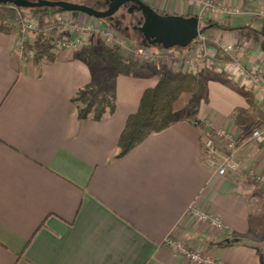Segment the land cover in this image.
Segmentation results:
<instances>
[{"label": "crops", "instance_id": "obj_1", "mask_svg": "<svg viewBox=\"0 0 264 264\" xmlns=\"http://www.w3.org/2000/svg\"><path fill=\"white\" fill-rule=\"evenodd\" d=\"M143 1L160 13L198 15L182 0ZM213 1L242 9L202 19L227 27L205 31L216 62L260 64L264 80V0ZM62 15L78 27H110L82 12ZM97 34L75 29L73 35ZM19 40L18 32L0 33V264H198L171 249L169 237L226 264H264V237L251 221L264 213V145L245 138L237 150L240 169L220 176L204 165L206 131L189 121L186 106L172 125L117 157L128 116L158 82L157 60L135 75L114 76L113 112L78 119L72 98L94 80L90 66L72 49L36 64L33 55H16ZM230 42L236 48L221 59L213 44ZM136 46L121 52L137 58ZM202 72L208 82L200 121L241 136L235 116L243 108L264 124V102L241 85L242 75ZM193 209L217 216L224 228L199 220Z\"/></svg>", "mask_w": 264, "mask_h": 264}, {"label": "trees", "instance_id": "obj_2", "mask_svg": "<svg viewBox=\"0 0 264 264\" xmlns=\"http://www.w3.org/2000/svg\"><path fill=\"white\" fill-rule=\"evenodd\" d=\"M25 10L38 14L40 17L36 39L39 47L33 53V61L36 64H40L43 60L55 61L58 51L55 49L54 40L56 39L55 36L59 23H55L56 19L54 17L56 14L65 11L57 7L21 8L10 3L0 4V33L20 32L25 19ZM106 20L110 19L106 18ZM115 23L121 28L120 21L116 20ZM212 26L227 28L225 24L218 21H200L201 32H205ZM47 27L49 29V35L45 33V28ZM19 36L21 37V35ZM61 37L63 35H57V40ZM140 40L142 41L141 38ZM208 43L211 44L209 38ZM157 48L160 50L164 49L161 46H157ZM175 48L180 52H185L192 49V44L187 48ZM99 52H101V56L106 60L108 66L106 68H111L113 73L110 75L106 72L105 67H100L98 53L92 42L86 45L79 53V56L92 69L94 80L80 88L72 98L77 104L78 119L91 117L94 120H100L107 112H113L116 107L113 91L114 76L116 74L135 75L136 69H149L150 66L147 63L148 61H143L138 57H125L121 52L120 45L111 41L107 43L103 37L100 39ZM220 55L222 56L221 59L225 58L223 57L224 55ZM220 55H218L219 58ZM207 82L208 77L204 72L194 74L188 71H164L159 73L157 84L154 87L145 89L137 111L128 116L125 127L120 135L116 156H123L149 135L172 125L178 119L175 103L184 92L190 93L188 101L190 112L187 117L193 124L198 123L200 120L196 116L197 108L205 95ZM250 92L246 91L247 99L250 102V106L254 108L255 106L252 105V93ZM235 120L243 128V133L239 137L240 143L251 134L253 129L264 127L262 122L257 121L251 116L248 109H238ZM251 221L252 224L254 223V231L264 237V213L260 216L252 217Z\"/></svg>", "mask_w": 264, "mask_h": 264}, {"label": "built area", "instance_id": "obj_3", "mask_svg": "<svg viewBox=\"0 0 264 264\" xmlns=\"http://www.w3.org/2000/svg\"><path fill=\"white\" fill-rule=\"evenodd\" d=\"M188 3L193 4L196 9H198V16L200 20L210 15L224 14L226 16L238 15L242 13V9L239 7H226L220 3H216L213 0H182ZM260 16L264 20V11L261 12ZM35 27V24L32 21H24L20 29V50L22 52L27 51L26 43L28 38V33ZM84 32H103L105 35H113L109 28L103 30L101 28H96L94 25L90 24L83 27H77ZM204 32L199 34V37L193 42L194 47L189 50V54L185 57L183 66L186 67L185 71L198 74L206 68L214 69L217 72H229L235 75L242 77L241 85L246 89H255L256 98L259 101L264 102V80L263 72L260 64H255L250 67H246L238 59H231L225 63L224 66H221L216 62L214 53H211L210 44L208 43V38L203 36ZM98 35V34H97ZM88 43L87 40L79 35L78 37L72 39H63L58 41L55 46L56 49H78L82 45ZM217 52L220 51L222 55H227L233 51L236 47L232 43H219L214 46ZM138 58L143 61H151L152 53L149 50L139 52L136 50ZM196 126L203 127L205 129L203 149L205 153L204 165L212 170L214 173L224 176L228 172L238 171L241 167V163L237 157L238 147L244 140L240 143L238 135L226 130L218 129L213 131L211 129L210 123L207 121H199L194 124ZM249 137L258 144L264 145V127H257L252 130ZM264 181V175L259 177ZM193 208V207H192ZM192 213L195 217L199 218L204 222L209 223L212 227L216 229L224 228V223L215 215L209 214L207 212L200 211L198 209H193ZM166 244L173 249L176 253L186 256L190 260L198 264H226L222 261H217L211 259L198 251H194L184 244L169 237L166 241Z\"/></svg>", "mask_w": 264, "mask_h": 264}, {"label": "water", "instance_id": "obj_4", "mask_svg": "<svg viewBox=\"0 0 264 264\" xmlns=\"http://www.w3.org/2000/svg\"><path fill=\"white\" fill-rule=\"evenodd\" d=\"M10 3L21 8L57 7L65 12H82L91 17L110 20L129 4L142 14L140 32L143 42L164 49L189 47L201 33L198 15L160 13L143 0H106L105 9H96L81 2L69 0H0V4Z\"/></svg>", "mask_w": 264, "mask_h": 264}, {"label": "rangeland", "instance_id": "obj_5", "mask_svg": "<svg viewBox=\"0 0 264 264\" xmlns=\"http://www.w3.org/2000/svg\"><path fill=\"white\" fill-rule=\"evenodd\" d=\"M77 2H81L83 4L89 5L93 8L96 9H105V4L104 1L105 0H74ZM62 13H66V12H61L55 15V23H59L58 26V30H57V34H56V39L54 40V43L56 44L58 41L63 40V39H72L75 37H78L79 35H73L74 34V30L77 29V25L74 21L69 20V18L65 17L62 15ZM24 16L25 19L24 21L28 20V21H32L35 24V27L27 34L28 38H27V51L22 52L20 50V45L18 43V47L16 49V55H18V57L22 58L27 54V55H33L34 51L39 47V44L36 42L37 39V35H38V30H39V24H40V17L38 14L35 13H31L28 10L24 11ZM123 16H125L123 18ZM120 20L121 21V28L117 26V24L115 23L116 20ZM110 23V27L109 30L113 33V35H103V39H105L107 42H115L118 45L125 46L126 48L129 47V43H134L136 46V49L134 48V50L132 51V53H138L136 52V50H138L139 52L145 51L146 48H150V49H156L157 46H151L149 44L144 43L143 41L140 40L139 38V33L137 32V30H134L133 25L136 23L135 19L129 15H125L124 12L121 10L120 12H118V14L116 13L114 15V19L111 20H107ZM130 21H133L132 25L129 27L127 26V29L125 28V25H128ZM120 28V29H119ZM125 28V30H124ZM72 31V32H71ZM20 35V32L17 31ZM45 33L46 35H49V29L48 27L45 28ZM57 35H63V37H61L60 39L57 40ZM83 36V35H82ZM89 36H91V42L94 44L95 49L97 50L98 53V57H99V63H100V67L102 68H106L108 67L106 64V60L101 56V52L100 51V39L102 38L101 35H84L83 37L87 38V40L89 39ZM203 36L210 38L209 35H207L205 32L203 33ZM133 38V39H132ZM90 42V43H91ZM128 43V44H127ZM232 43V42H230ZM235 44V43H232ZM88 45V43L82 45L80 48L78 49H73L74 51H76L77 53H80L84 47ZM213 46H216V44H213ZM146 47V48H145ZM194 47V43H192V48ZM236 47V44H235ZM130 48V47H129ZM56 49V46H55ZM169 50V49H166ZM57 51H60V49H57ZM171 52H159L158 54H153L152 52V58L151 59H155L157 60L158 64L156 65L154 62V69L157 70L158 73L167 71V72H180L181 70L176 68L173 69V65H176V67H180L181 64H183L182 62L184 61L185 57L188 56L189 52H178V50L176 48H171L170 50ZM155 55V56H154ZM223 57H225V60L229 59V57H227V55H224ZM140 59V58H139ZM170 63H169V62ZM150 62V61H148ZM151 63V62H150ZM152 65V64H151ZM223 66V65H221ZM106 72L110 75H112L113 71L112 69H105ZM225 73L226 76H231V74ZM189 97H190V93L186 92V93H182L181 96L179 97V99L176 101L175 103V108L177 109V112L179 114L184 113V111L186 110V106H188V101H189Z\"/></svg>", "mask_w": 264, "mask_h": 264}, {"label": "flooded vegetation", "instance_id": "obj_6", "mask_svg": "<svg viewBox=\"0 0 264 264\" xmlns=\"http://www.w3.org/2000/svg\"><path fill=\"white\" fill-rule=\"evenodd\" d=\"M104 4H105V7H107L106 6V0L104 1ZM130 5L131 4H129V5H127V6H125V7H122L118 12H120L121 10L124 12V14L125 15H129V16H131V17H133L134 19H135V24L133 25V28H134V30H137V32L139 33V37L142 39V41H143V35H142V33L140 32V30H139V27H141V19H142V14H141V12L140 11H138L136 8H132V9H130ZM158 11V10H157ZM118 12H117V14H118ZM159 12V11H158ZM118 20V19H117ZM118 21H120V20H118ZM121 22V21H120ZM132 23H133V21H130L129 22V24L128 25H125V27H126V29H127V26H131L132 25ZM121 24V23H120ZM128 30V29H127Z\"/></svg>", "mask_w": 264, "mask_h": 264}]
</instances>
